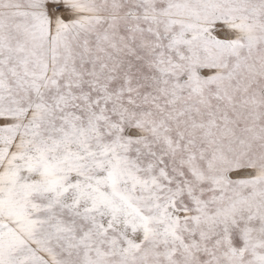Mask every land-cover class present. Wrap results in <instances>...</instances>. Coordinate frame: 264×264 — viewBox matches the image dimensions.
Returning <instances> with one entry per match:
<instances>
[{"label": "snow or ice", "instance_id": "obj_1", "mask_svg": "<svg viewBox=\"0 0 264 264\" xmlns=\"http://www.w3.org/2000/svg\"><path fill=\"white\" fill-rule=\"evenodd\" d=\"M0 264H264V0H0Z\"/></svg>", "mask_w": 264, "mask_h": 264}]
</instances>
